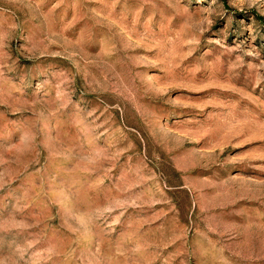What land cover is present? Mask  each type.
Listing matches in <instances>:
<instances>
[{
    "label": "rangeland",
    "instance_id": "rangeland-1",
    "mask_svg": "<svg viewBox=\"0 0 264 264\" xmlns=\"http://www.w3.org/2000/svg\"><path fill=\"white\" fill-rule=\"evenodd\" d=\"M0 264H264V0H0Z\"/></svg>",
    "mask_w": 264,
    "mask_h": 264
}]
</instances>
